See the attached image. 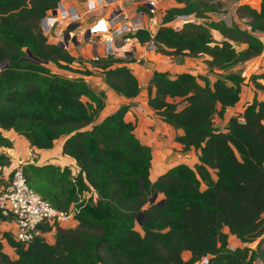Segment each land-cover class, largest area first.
<instances>
[{
  "label": "trees",
  "instance_id": "1",
  "mask_svg": "<svg viewBox=\"0 0 264 264\" xmlns=\"http://www.w3.org/2000/svg\"><path fill=\"white\" fill-rule=\"evenodd\" d=\"M60 0H0V147H11L1 131L12 130L37 149H50L64 137L61 153L69 165L24 162L26 184L54 208L66 211L90 188L96 199L82 200L75 227L56 226L53 242L36 235L28 242L12 233L0 235V264H249L264 260V85L252 77L262 98H253L242 113L224 127L215 116L240 99L244 77L229 72L264 50V0L258 10L235 8L247 27L210 20V0H174L155 33L138 30L140 43L152 42L164 55H187L204 60L208 74L153 71L145 86L148 106L159 118L181 130L175 140L183 149L199 150L193 166L178 163L150 179L151 148L134 134L125 119L130 105L122 104L100 118L105 92L82 76L66 72H99L116 94L133 98L141 86L125 59L115 56L86 59L91 69L65 48L49 43L40 19ZM254 4L258 0H251ZM195 13L200 23L178 30L167 24L177 15ZM212 30L221 38L214 39ZM245 45L239 48L240 45ZM27 49L37 59L28 58ZM51 63L65 72L51 69ZM213 75L211 82L208 75ZM202 82V83H201ZM9 161L0 153V165ZM142 182V188L140 186ZM163 196L164 204L149 197ZM144 221L136 227L137 214ZM0 210V222L6 221ZM43 233L51 226H40ZM234 235L244 245L228 247ZM4 242L13 255L4 250Z\"/></svg>",
  "mask_w": 264,
  "mask_h": 264
},
{
  "label": "built area",
  "instance_id": "2",
  "mask_svg": "<svg viewBox=\"0 0 264 264\" xmlns=\"http://www.w3.org/2000/svg\"><path fill=\"white\" fill-rule=\"evenodd\" d=\"M260 1L254 4L251 0H238L237 3L258 10ZM163 13L160 0H84L83 9H79L77 1L60 0L40 19V27L47 41H55L53 44L57 45L62 43L70 53L82 42L88 46V59L115 56L128 60L136 45L145 44L147 48L156 50L152 42L140 43L133 35L138 30H146L153 35L162 25ZM202 21L203 18L195 13L181 14L167 25L178 30L187 22ZM74 24L76 27L71 29ZM218 34L212 30L214 39L218 40ZM70 167L75 176L77 166ZM88 198L96 199L94 189L79 195L78 201L72 203L68 210H57L26 184L17 165L0 189V210L7 217L6 221L14 225L13 237L26 243L34 236L44 234L40 229L43 224H48L52 230L56 225H67L76 220L77 205ZM206 262L207 258L201 260L202 264ZM249 264H264V260L255 258Z\"/></svg>",
  "mask_w": 264,
  "mask_h": 264
},
{
  "label": "crops",
  "instance_id": "3",
  "mask_svg": "<svg viewBox=\"0 0 264 264\" xmlns=\"http://www.w3.org/2000/svg\"><path fill=\"white\" fill-rule=\"evenodd\" d=\"M220 36V34H219ZM221 37V36H220ZM219 40V39H218ZM50 43H55V41H48ZM245 45H240L239 48H243ZM80 52L84 59L88 54V46H81ZM74 56V55H73ZM200 57L201 61H197ZM198 57H190L187 55H164L157 52L154 49H149L145 44L136 45L133 49V54L129 57L130 59L125 60L124 63L130 67L137 77L139 84L141 86V91L139 94L133 98H125L116 94L111 90L103 81L102 76L99 72L93 70L91 74L85 75L80 73L66 72L69 75L82 76L90 86L95 90H103L105 92V105L100 112V118L106 114H109L115 110L118 106L122 104H129L130 107L125 114V119L135 124L134 134L139 139L142 144H146L151 148V168H150V179L154 180L158 175L163 173L167 168L172 165L183 163L189 166H193L197 162V157L199 150L190 148L187 150L183 149L182 144L175 140V136L181 133V130L174 129L167 123L163 122L159 116L148 106L147 103V92L145 89L146 84L153 71H167L171 76H174L180 72H190L194 75H207L208 70L204 60L207 58L206 55H200ZM256 59L258 58L255 57ZM123 59V58H122ZM254 59V58H253ZM198 63V64H196ZM76 64L77 70L91 69L90 64L83 60V63L74 62ZM72 64V65H73ZM71 65V66H72ZM48 66L55 70V66L51 63ZM57 72H65L62 69H56ZM210 81L212 82L215 78L213 75H208ZM202 83V82H201ZM253 90H255L253 88ZM257 99L262 98V92L257 90ZM251 94V93H250ZM254 94H252L247 99L241 98L233 107H229L223 113L225 122L232 115H237L242 113L246 104L252 101ZM216 117V116H215ZM214 117V118H215ZM215 123V121H214ZM226 124V123H225ZM219 126V123L215 124ZM2 135L11 141V147H0V153L4 154L9 163L6 165H0V189L5 183V180L10 176V171L13 167L21 165L24 162H33L29 160L31 156H38L47 159L46 161H36L33 163H54L60 166L69 165L76 166L75 161L61 153V146L64 137H60L54 141L53 147L50 149H37L32 147L29 142L22 136L18 135L16 132L9 130L1 131ZM161 196V200L163 196ZM77 221L74 220L67 225H62V227H75ZM14 225L8 221L0 222V235L4 231L13 232ZM55 228L45 232L43 236L48 242H53ZM244 244L237 239L234 235L228 236V247L233 249L237 246L241 247ZM4 250L10 251V255H13V251L10 246L4 242ZM196 264H202L201 262Z\"/></svg>",
  "mask_w": 264,
  "mask_h": 264
},
{
  "label": "rangeland",
  "instance_id": "4",
  "mask_svg": "<svg viewBox=\"0 0 264 264\" xmlns=\"http://www.w3.org/2000/svg\"><path fill=\"white\" fill-rule=\"evenodd\" d=\"M74 1H77V3L79 4V9H81V8L83 9L84 0H74ZM127 1H130V0H127ZM160 1L162 4V7H164V10H166V8H168L169 6H171L175 3L174 0H160ZM237 2H238V0H210V4L215 7V10L207 12L208 19L215 20V21L224 20L228 23H235V24L239 25L240 27H247L248 26L247 25L248 19L247 18H241V17L237 16V14L235 12V8L238 5ZM259 37L264 44V33H260ZM220 38L221 37L218 34L217 39H220ZM81 46H85V44L81 42L77 46L76 50L72 51L71 54L74 55L75 57H81L83 60H86L83 58V56L80 52ZM84 55L86 56L85 58L88 59V54L86 53ZM197 61H201V58L198 57ZM196 64H198V63H196ZM71 67H72V69L77 71L78 66L76 64H73ZM56 69L58 70L57 67L55 68V70ZM230 71L231 72H239L244 77V81H243V85H242V91H241V98L243 100L247 99L252 94H254V97L256 98L258 95V92L256 91V89L253 85L252 77L257 76V75H264V50L258 56L257 59L254 58V59H251L245 63L237 65V66L233 67L232 69H230L229 72ZM257 81L264 85V77L258 78ZM253 88L255 90H253ZM214 121H215V124L219 123L220 127H224L225 123H226L224 117H222V116H216L214 118ZM29 160H32L33 162H36V161L43 162V161H46L47 159L42 158V157L38 156V154H37L35 156H31L29 158ZM160 200H161V196L156 195L154 201L159 202ZM136 227L139 228V222L138 221L136 223ZM5 252H7L8 254H11L10 251H5Z\"/></svg>",
  "mask_w": 264,
  "mask_h": 264
},
{
  "label": "water",
  "instance_id": "5",
  "mask_svg": "<svg viewBox=\"0 0 264 264\" xmlns=\"http://www.w3.org/2000/svg\"><path fill=\"white\" fill-rule=\"evenodd\" d=\"M75 27H76V24L72 25L70 28L73 29V28H75ZM66 37H67V35H66ZM58 45H59L60 47H63V44H62V43H59ZM27 55H28V58H32V59H34V60H37V59L31 54V52H30L29 49H27ZM6 64H7V63H5V64H1V65H0V68H3L4 66H6ZM140 186H141V188H142V182H141V181H140ZM155 197H156V193H154L151 197H149V203H148V205L151 204L152 202H154ZM158 204L163 205V204H164L163 199L160 200V201L158 202ZM144 219H145V218H144V215H143L142 212H140V213L137 214V221L139 222V225L142 224V222L144 221Z\"/></svg>",
  "mask_w": 264,
  "mask_h": 264
}]
</instances>
